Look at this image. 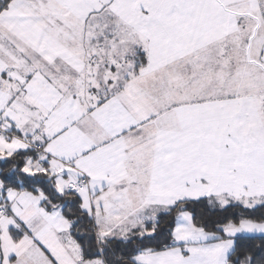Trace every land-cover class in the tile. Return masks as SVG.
<instances>
[{"label": "snow or ice", "instance_id": "obj_1", "mask_svg": "<svg viewBox=\"0 0 264 264\" xmlns=\"http://www.w3.org/2000/svg\"><path fill=\"white\" fill-rule=\"evenodd\" d=\"M0 264H264V0H0Z\"/></svg>", "mask_w": 264, "mask_h": 264}]
</instances>
